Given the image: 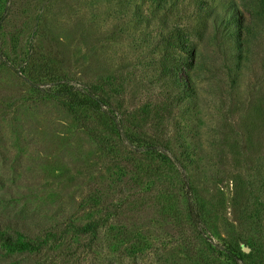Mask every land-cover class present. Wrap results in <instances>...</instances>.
Segmentation results:
<instances>
[{"label":"rangeland","instance_id":"374dc122","mask_svg":"<svg viewBox=\"0 0 264 264\" xmlns=\"http://www.w3.org/2000/svg\"><path fill=\"white\" fill-rule=\"evenodd\" d=\"M205 1L234 3L248 16V0ZM7 7L0 25V220L26 221L43 238L64 220L96 219L104 207L138 197L139 207L120 219L150 226L136 257L119 258L106 245L105 226L92 253L77 259L73 244L62 259L49 251L48 264H229L212 251L227 242L264 254L263 29L238 61L195 16L193 0H8ZM177 28L198 34L190 36L191 64L179 70L192 91L158 117L154 106L167 96L162 35ZM61 83L81 91L102 86L117 114L136 118L140 133L164 139L185 163L207 210V230L193 241L202 255L185 251L180 231L196 237L185 219L177 228L160 213L172 198L184 213L177 180L151 181L125 165L105 144L110 136L98 118L58 98Z\"/></svg>","mask_w":264,"mask_h":264},{"label":"trees","instance_id":"16d2710c","mask_svg":"<svg viewBox=\"0 0 264 264\" xmlns=\"http://www.w3.org/2000/svg\"><path fill=\"white\" fill-rule=\"evenodd\" d=\"M7 2L8 0H0V25L8 9ZM193 2L198 4L199 8L195 16L202 23L212 26L216 40H221L228 45L229 57L232 60L240 61L244 58L246 43L256 31L264 30V0H248L245 6L248 11L247 18L240 17V13L231 2L221 4L205 0H193ZM192 34L198 37L196 31L191 32L187 28H177L174 32L162 35L165 43L164 52L160 57V74L164 77L167 96L160 105L154 106V112L158 117L192 91L190 80L179 73L183 63L191 64V55L194 52V46L190 42ZM179 51L187 55L186 60H181L176 55ZM106 93L107 91L98 85L81 91L61 83L57 90L58 98L71 109L81 113L89 112L98 118L110 136V140H107L105 144L109 145L110 150L116 155L118 153L123 155L125 165H135L137 174L139 172L148 176L152 179L151 181L161 179L163 175L168 174L172 175L173 181L177 180V188L183 197L185 214L181 213L173 198L172 203L167 199V203L162 204L160 213L164 217H170V221L177 228L185 219L189 232L196 235L191 239L190 234L180 231L185 251L188 254L202 255L204 251L196 249L193 241L196 238H203L207 230V210L197 189L191 183L185 163L171 152L170 146L164 139H152L140 133L135 128L138 124H136V118L131 116L126 118L122 114H117L111 107ZM120 146L125 151H120ZM135 158L137 161L132 164ZM140 200L138 197H129L114 204L111 209L109 206L104 207L103 211L97 207L93 208L97 213L102 211L103 214H99L96 219L69 218L59 227L47 228L43 238L34 237L26 221L0 220V264H48V258L51 257L49 251L58 254L62 259L64 255L69 254L65 250L73 249V244L80 246L81 252L75 254L76 258L80 259L82 253L90 254L94 251L93 248L100 240V229L105 226H107L108 234L106 245L113 251H119L116 254L119 258L121 254L136 257L146 247L150 226L147 224L139 226L137 223L125 224L120 222V219L128 211L136 210ZM182 214L185 215L183 218ZM110 215H113L115 220L114 223L108 224ZM80 239V242L77 241ZM207 246L203 249H208L209 245ZM243 250L236 242H227L223 247H214L212 251L224 256L229 264H264L263 253L258 250L256 252ZM121 262L112 260L109 264H121Z\"/></svg>","mask_w":264,"mask_h":264},{"label":"water","instance_id":"95a60500","mask_svg":"<svg viewBox=\"0 0 264 264\" xmlns=\"http://www.w3.org/2000/svg\"><path fill=\"white\" fill-rule=\"evenodd\" d=\"M246 251H248V249H245Z\"/></svg>","mask_w":264,"mask_h":264}]
</instances>
